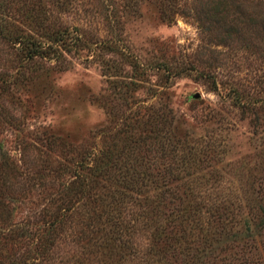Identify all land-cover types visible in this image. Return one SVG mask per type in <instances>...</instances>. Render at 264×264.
<instances>
[{
	"label": "rangeland",
	"instance_id": "1",
	"mask_svg": "<svg viewBox=\"0 0 264 264\" xmlns=\"http://www.w3.org/2000/svg\"><path fill=\"white\" fill-rule=\"evenodd\" d=\"M75 1L60 12L58 0H0V16L20 28L32 25L34 15L36 25L49 17L68 49L67 67L60 69L46 58L24 59L0 33V159H11L18 170L0 178L2 190L11 188L0 224L22 222L44 202L50 190L45 163L64 161L68 146L109 147L122 172L119 159L144 158V142L135 141L144 126L134 128L120 115L144 106L164 109L179 145L175 152L192 159L176 170V187L148 179L147 194L173 188L186 221L200 225L220 204L234 211L233 221L241 220L264 175V35L241 23L260 11L256 0H179L165 9L159 0ZM202 14L235 18L238 28L202 26ZM43 135L54 142L45 144ZM129 203L115 192L112 204L121 214ZM166 207L162 225L169 228L179 216ZM195 245L196 253L205 251Z\"/></svg>",
	"mask_w": 264,
	"mask_h": 264
},
{
	"label": "trees",
	"instance_id": "2",
	"mask_svg": "<svg viewBox=\"0 0 264 264\" xmlns=\"http://www.w3.org/2000/svg\"><path fill=\"white\" fill-rule=\"evenodd\" d=\"M75 2L58 0L55 5L61 12ZM173 2L179 0H159V7L169 8ZM256 3L260 7L256 16L239 21L243 26H256L264 35V0ZM160 14L169 18L161 11ZM48 18L36 25L34 15L32 25L20 28L1 15L0 33L11 39L24 59L46 58L63 69L67 67L64 51L68 49L60 42L62 30L48 25ZM233 19L202 14L198 21L202 26L211 22L230 30L238 28ZM79 33L76 32L74 41L80 40ZM162 110L144 106L142 112L135 111V117L134 111L127 116L120 114L136 123L134 128L138 123L144 126L135 140L144 142V158L119 159L125 168L123 172L116 166L117 156H113L109 147L93 152L86 146H68L64 161L45 163L50 173L47 179L50 190L44 202L39 205L37 202V207L22 222L0 224V264H118L134 257L138 264H264V175L256 180L253 202L239 221L230 218L234 211L225 204L215 206L211 220L204 225L194 223L191 218L186 221L188 216H183V207L173 203V197L176 198L173 188L169 187L168 192L159 188L147 194L151 189L149 180L161 184L167 181L176 187V170L192 162L191 157L175 152L179 145L174 144L171 120ZM39 139L45 144L54 142L50 135ZM171 152L178 155L174 158ZM11 162L0 159L2 180L8 172L18 173ZM27 176L24 175L28 180L33 177ZM10 189L0 187V209L5 207L3 197L11 195ZM115 192L120 200L130 202L123 214L120 206L112 204ZM177 198L182 202L180 196ZM169 202L171 206L166 207ZM164 207L175 209L179 216L175 223L169 220V228L162 225L166 218ZM248 216L252 220L248 221ZM141 229L144 232L139 240ZM196 242L203 245L201 249L205 251L201 254L193 251Z\"/></svg>",
	"mask_w": 264,
	"mask_h": 264
}]
</instances>
